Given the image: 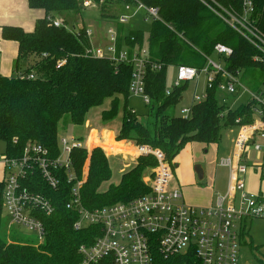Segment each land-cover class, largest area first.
Here are the masks:
<instances>
[{
	"label": "trees",
	"instance_id": "obj_1",
	"mask_svg": "<svg viewBox=\"0 0 264 264\" xmlns=\"http://www.w3.org/2000/svg\"><path fill=\"white\" fill-rule=\"evenodd\" d=\"M96 1L102 18L114 16L110 4L119 0ZM141 1L157 7L163 20L153 22L148 35L142 30L131 31L130 35L136 39L134 42L126 38L128 44H146L153 63L161 65V69L149 68L147 72L146 93L150 103L145 120H140L128 105L132 67L108 58L89 56L86 50L90 40L84 27H80V35H76L47 20L48 15L54 14L67 18L79 15L77 0H28L30 8L43 9L46 13L36 22L34 31L28 33L19 26L2 28L3 39L19 44L15 73L10 77L0 74V141L6 143L4 154L20 157L29 142H39L53 155H58L61 123L64 127L69 124L84 126L90 110L107 100L110 104L101 112L102 121L111 122L122 113L117 140L162 149L172 163L187 143L218 144L222 131L235 126L236 119L247 107L226 110L219 100L217 83L204 101L192 105L188 118L176 115L174 110L189 83H183L166 95L167 72L172 65L203 67L206 61L200 52L212 55L214 46L222 43L234 51L228 59V68L241 70L243 80L251 76L259 80L264 68L253 61L256 48L228 23V19L230 15L242 16L249 9L247 3L251 2L250 19L264 33V0ZM122 27L119 25V30ZM61 61L65 63L59 66ZM88 157L89 171L81 188L86 208L129 201L150 191L144 177L154 174L157 160L153 155L139 156L136 164L122 174L120 182L110 184L105 190H101V186L110 181L112 170L100 147L90 154L85 147L73 149L71 161L76 180L82 178ZM63 172L56 189L42 182L39 188L55 206L52 215H40L46 225L42 243L27 240L16 231L9 234L1 231L4 208L3 184L0 183V264H79V247L93 244L102 234L101 227L96 225L81 230L74 228L78 213L68 209L67 203L76 181L69 182L68 174ZM98 264H111V261L107 258Z\"/></svg>",
	"mask_w": 264,
	"mask_h": 264
},
{
	"label": "built area",
	"instance_id": "obj_2",
	"mask_svg": "<svg viewBox=\"0 0 264 264\" xmlns=\"http://www.w3.org/2000/svg\"><path fill=\"white\" fill-rule=\"evenodd\" d=\"M77 1L80 13L86 8L100 6L96 0ZM110 5L116 12L113 17L105 18L108 27L104 26L98 31L96 27L84 26V33L90 40L86 52L94 58H108L115 63L131 66L130 93L143 98L147 105L150 103L146 93L148 69H161V65L153 63L146 44L141 46L126 42L127 37L131 42L136 41L130 32L140 30L126 29V24L137 19L151 24L163 21L160 11L141 0H119ZM247 6L249 9L242 16L230 15L228 23L256 48L253 61L264 68V33L250 19L252 3L248 2ZM47 20L55 27H65L80 35V29L60 15H48ZM119 25L123 26L121 30ZM200 53L206 61L203 67L177 66L171 85H166L165 93L170 95L183 83H195L193 99L181 109L180 115L188 118L192 105L204 101L216 83L219 100L226 110L235 109L227 106L226 95H232L237 100L244 97L236 108L247 107L235 121L238 135L233 141L232 150L219 161V166L229 170L227 189L224 193H215L211 205L187 204L181 189L171 184L175 177V163L168 161L162 149L132 143L137 158L153 155L157 160L154 174L144 177L150 191L129 201L86 208L81 199V188L87 179L90 158L86 159L82 178L76 180L71 153L75 148L85 147L90 154L96 147H90L75 136H63L59 137L58 155H53L48 147L39 142H29L20 157L0 155L5 173L0 182L3 184V208L9 216V226H23L34 232L37 242L42 243L46 236V225L40 215H52L55 206L39 188L42 182L56 189L64 171L68 174L69 182L76 181L67 203L68 209L78 213L74 228L81 230L96 225L102 229V234L93 244L79 247V264H98L107 258L111 264H240V248L246 242L248 223L256 219L264 220V189L260 188L258 193L246 191V176L250 167L260 173L264 182V72L259 80L253 82L257 90H252L245 84L241 70L228 68L233 48L217 43L212 55ZM214 54L219 55L223 65L212 58ZM64 63L59 62V66ZM33 77L30 75V78ZM202 77L204 86L199 93L197 86ZM218 78L220 81L216 82ZM99 147L109 157L106 144ZM253 155L257 161H251Z\"/></svg>",
	"mask_w": 264,
	"mask_h": 264
},
{
	"label": "rangeland",
	"instance_id": "obj_3",
	"mask_svg": "<svg viewBox=\"0 0 264 264\" xmlns=\"http://www.w3.org/2000/svg\"><path fill=\"white\" fill-rule=\"evenodd\" d=\"M112 13L116 12V9L111 8ZM69 24L75 25L77 28L80 27H96L98 31L101 28L108 27L106 19L102 18V12L100 6L97 8H86L80 15H74L71 18H67L65 15L62 16ZM102 23L103 25H101ZM137 28L142 30L146 35L151 28V23L143 21L142 19H137L135 22L130 21L129 24H126V29ZM212 58L217 62L223 65V61L220 59L218 54H214ZM27 63H24L26 66ZM177 66H169L167 72V86H170L173 79L176 75ZM247 83H246V81ZM245 84L252 90H257V86L254 85L252 81H255V77H247L245 79ZM204 86V77L200 80V85L197 86V92L201 93ZM196 91V86L194 82H190L187 90L183 94V98L180 100L179 104L176 106L174 112L176 115L180 114L181 109L184 106L190 104L193 99V95ZM227 106L230 108H236L243 101V98L235 99L232 95H226ZM110 101L107 100L101 106L94 107L90 110L87 115V122L84 126H75L69 124L64 127L61 123L59 126V137L71 136L85 134L86 128L91 127V124L97 125L96 127H101V112L104 109L109 107ZM128 105L136 112L140 120H145L147 114V105L145 104L143 98L129 94ZM122 121V113L120 112L113 121L110 122L111 127L114 131H117ZM87 123H89L87 125ZM86 127V128H85ZM238 135V128L232 127L224 129L222 131V137L218 144H211L209 146L203 145L199 142H189L186 144L184 149L179 153L175 158L174 163V172L175 177L172 181V186L176 188H182V193L184 199L190 203V205L202 206L205 204L195 202L197 197L200 199H208L211 195H215L217 192L224 193L227 189L228 179H229V170L226 167L219 166V161L222 156L227 155L233 146V141ZM109 150L116 147L113 143V139L110 140L109 146H106ZM6 151V143L0 141V155L4 154ZM125 151V150H122ZM110 167L112 170V176L110 181L104 182L101 186V190H105L112 183L117 184L121 180L122 174L132 168L136 162L133 159H124L122 156L108 157ZM191 161L192 164L188 165V162ZM251 161H257L255 155L251 157ZM251 163V162H250ZM200 164L203 169L205 176L203 179H199L195 171V166ZM191 183H186V182ZM192 186H191V185ZM194 184V185H193ZM196 187V188H195ZM260 188L264 189V182L260 178V173L255 172L252 167L249 168L246 176V191L258 193ZM10 220L9 216L4 209L2 211V220H1V231L3 233L18 232L26 238L27 240L37 242V238L34 232L27 230L23 226L18 224H12L9 226ZM245 244L240 248V264H264V220L256 219L248 223V233L245 237Z\"/></svg>",
	"mask_w": 264,
	"mask_h": 264
},
{
	"label": "crops",
	"instance_id": "obj_4",
	"mask_svg": "<svg viewBox=\"0 0 264 264\" xmlns=\"http://www.w3.org/2000/svg\"><path fill=\"white\" fill-rule=\"evenodd\" d=\"M45 15L46 13L43 9L30 8L28 4V0H0V74L1 75L10 77L15 73L14 63L19 53V44L17 41L3 39L2 28L4 26H19L23 28L25 32L31 33L35 29L36 22L39 19L44 18ZM19 73H21V71H19ZM88 124L89 123H87V125ZM96 126L97 125L91 124V127L88 128L85 127L86 133L75 135V137L79 139L83 138L82 140H84L85 143H87L92 148L99 146L102 147L103 144L109 146L110 140L113 139L114 145L116 147L120 146V148H113L112 150H109V157L122 156V158L124 159L126 158L133 159L136 162L137 155L134 153V149H132L133 148L131 146L132 143H130L127 140H117L118 130L114 131L111 127L110 122H104L101 119V127H96ZM190 164H192L191 161L188 162V165ZM4 174H5L4 165L0 161V182L4 177ZM186 183L188 184L191 182L188 181ZM180 189L182 191V188ZM214 196L215 195H211V197H209L208 199H200V197H197L195 199V202L205 204L202 206H209L213 203Z\"/></svg>",
	"mask_w": 264,
	"mask_h": 264
},
{
	"label": "water",
	"instance_id": "obj_5",
	"mask_svg": "<svg viewBox=\"0 0 264 264\" xmlns=\"http://www.w3.org/2000/svg\"><path fill=\"white\" fill-rule=\"evenodd\" d=\"M195 171H196V173L198 175V178L199 179H203L204 169H203V167L200 164L195 166Z\"/></svg>",
	"mask_w": 264,
	"mask_h": 264
}]
</instances>
